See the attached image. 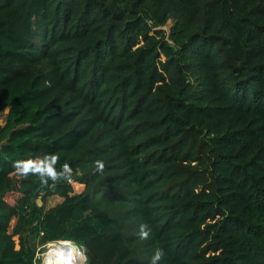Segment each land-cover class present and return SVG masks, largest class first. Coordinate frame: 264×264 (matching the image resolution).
<instances>
[{"label": "trees", "instance_id": "16d2710c", "mask_svg": "<svg viewBox=\"0 0 264 264\" xmlns=\"http://www.w3.org/2000/svg\"><path fill=\"white\" fill-rule=\"evenodd\" d=\"M6 109L0 264H264V0H0Z\"/></svg>", "mask_w": 264, "mask_h": 264}, {"label": "built area", "instance_id": "2783aa9c", "mask_svg": "<svg viewBox=\"0 0 264 264\" xmlns=\"http://www.w3.org/2000/svg\"><path fill=\"white\" fill-rule=\"evenodd\" d=\"M71 242L65 243H46L35 251V255L33 258V264H54L56 261H64L63 259H59L61 256V251L68 249V244ZM74 244V243H72ZM77 245L79 249L78 255L75 257H70L68 260L64 262V264H86V255L84 248L81 245ZM62 247V248H59ZM58 253V254H57Z\"/></svg>", "mask_w": 264, "mask_h": 264}, {"label": "rangeland", "instance_id": "374dc122", "mask_svg": "<svg viewBox=\"0 0 264 264\" xmlns=\"http://www.w3.org/2000/svg\"><path fill=\"white\" fill-rule=\"evenodd\" d=\"M173 24H174V17L173 16H169L167 18V21H166V24L163 28V29L167 34L170 33L172 27H173ZM7 112H8V109L4 110L0 116V126H3L4 123H5V117L7 115ZM72 187L74 189V193L75 194H79L82 190H83V186L79 185V184H75V183H72ZM90 224L92 226H97L96 222L93 221L92 217L89 216L88 214H82L80 215L79 217H75L73 220L69 221L68 222V225L65 227V231H67L68 233L71 232L74 228L82 225V224ZM65 242H70L66 239H59L55 242H51V243H56V244H59V243H65ZM76 245V244H75ZM77 246V245H76Z\"/></svg>", "mask_w": 264, "mask_h": 264}, {"label": "bare ground", "instance_id": "6f19581e", "mask_svg": "<svg viewBox=\"0 0 264 264\" xmlns=\"http://www.w3.org/2000/svg\"><path fill=\"white\" fill-rule=\"evenodd\" d=\"M62 248V247H59ZM79 253V249L76 245L68 244V249L61 251V256H59V259H63L64 261H56L54 264H64L66 260H68L70 257L77 256ZM58 254V253H57Z\"/></svg>", "mask_w": 264, "mask_h": 264}, {"label": "water", "instance_id": "95a60500", "mask_svg": "<svg viewBox=\"0 0 264 264\" xmlns=\"http://www.w3.org/2000/svg\"><path fill=\"white\" fill-rule=\"evenodd\" d=\"M37 202H38V205H41V201L40 200H38Z\"/></svg>", "mask_w": 264, "mask_h": 264}]
</instances>
